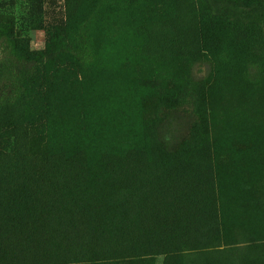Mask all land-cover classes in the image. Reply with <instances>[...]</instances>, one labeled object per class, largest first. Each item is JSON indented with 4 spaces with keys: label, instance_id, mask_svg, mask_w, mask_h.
<instances>
[{
    "label": "rangeland",
    "instance_id": "374dc122",
    "mask_svg": "<svg viewBox=\"0 0 264 264\" xmlns=\"http://www.w3.org/2000/svg\"><path fill=\"white\" fill-rule=\"evenodd\" d=\"M65 1L0 0L13 36L39 54L17 62L0 36V103L24 93L28 108L43 112L35 126L17 110L13 129L0 121V264H264L261 249L250 254L256 259L245 256L264 243L263 14L242 5L226 13L238 37L246 26L258 32L242 63L231 59L237 54L214 55L213 40L193 43L190 11L221 13L228 0H148V11L134 12L125 3L141 0H103L120 14L106 11L85 71L98 72L101 54L117 44L131 57L117 51L126 63L109 75L123 86L95 114L88 106L96 79L57 99L46 90L56 74L44 79L40 71L46 31L65 18ZM147 16L150 30L140 36L135 29ZM70 152L76 156L59 160ZM74 181L73 207L44 202L74 191ZM183 243L197 249L184 252ZM78 246L89 253L75 254Z\"/></svg>",
    "mask_w": 264,
    "mask_h": 264
},
{
    "label": "trees",
    "instance_id": "16d2710c",
    "mask_svg": "<svg viewBox=\"0 0 264 264\" xmlns=\"http://www.w3.org/2000/svg\"><path fill=\"white\" fill-rule=\"evenodd\" d=\"M66 1L65 6L67 8L65 9V18L46 31V43L44 45V49L40 52V54H42L41 57H44L45 61L43 68L40 71L44 74L42 75L44 79H47L48 76H52L53 73L56 74L57 79H59L58 82L51 87L46 86V90L47 93L54 95L57 99L62 97L63 92L72 89V86H81V80L85 79L86 81L87 76L89 78L92 77L93 79H96L92 80L94 86H91V92L94 91L96 101L93 103L94 107L89 105L88 109L90 111L94 110L95 114H100L108 108L109 102L106 99L107 96L110 97L112 94H114L115 89L123 86L117 85L116 82H112V79L109 75L110 69L119 66L122 64V62H125L123 61L124 59L127 62L129 60L128 56H130V54L128 55L125 46L121 48L119 44L115 45L116 43H114L113 45L115 46H113L111 50L107 49L109 51L107 56L101 54L105 64H97L96 70H98V72L92 71V74L90 72L86 73L85 71V56H90L91 54L89 53L92 48H95L99 45V34L101 30H103V22L106 11H108L113 16H116L117 14H120V10L115 9L114 6H105L103 0H74L72 2L71 8ZM228 1H230V6L223 9L221 13L218 12L214 15H211L208 10L201 7L197 10H192V12L190 11V16H193V25L191 28L194 30V34H192L193 43L196 48H199L200 45H202L204 48H207V43L210 40H213L214 45H217L214 55L216 53L217 56H220V54L224 53L228 55L229 53L237 54L236 57L231 59L243 63L244 56L247 54V46L251 44V39L257 37L258 32H256V29L250 27V30L249 26H246V37H238L236 34L238 33L239 28L235 25L236 23H231L228 19L229 16L232 15L233 11H237L239 9L240 5L248 9L247 13L257 12L258 15L263 14L264 16V0H241L240 4V0ZM147 5L148 0H141L139 4L133 6L125 3L124 8H126L127 11L132 10V12H134L135 9L139 11H142L143 9L148 11ZM227 12L229 16L226 14ZM171 17L173 20V16ZM141 23L142 24H137L138 26L135 29L140 36L146 35L150 30L151 22L149 21V16H147V18ZM182 29L183 28L179 29L176 26L175 32L180 33ZM207 35L208 37L205 39L204 37ZM0 36L8 41L10 50L12 52L11 55L16 59L17 62L33 63L35 62L34 56H39V54L35 55L37 53L29 51L27 49L26 43L13 36L11 19L1 15ZM147 44L148 47L150 42ZM118 50H120V52L125 55L123 60H120L121 57L116 54ZM207 50L208 56H212L213 52L209 51L211 49ZM55 61L58 62L57 65H54ZM36 73L37 72H35L33 75H37ZM130 83L131 80L129 81V84ZM24 85L25 84H23V86ZM16 98H12L9 101L0 103V121L9 120V128L13 129L16 127L14 117L15 110H17L19 117L26 123V127L35 126V122L38 123V118H41V114L43 112L39 111L36 106L32 110L29 109L28 106H30L32 102L29 101V96L25 95L24 93L22 95H16ZM59 106L60 101L56 100L51 109L56 107L58 108ZM46 108L47 110H50L49 103L46 104ZM33 121L35 122L33 123ZM151 126H153V123L147 124L145 126L148 143L152 142L150 132ZM59 151V149H56L54 153ZM74 156H76V153L70 152L69 155L59 154L58 158H61L59 160H64L63 158L66 157L72 159ZM74 174L75 176H80L82 175V172H79L77 169ZM71 186H73L74 191L71 189H66L64 193H57L56 195L54 194V196L48 194L44 202L56 208L64 209V207H73V203L75 202V197L73 194L74 192L79 193V191L75 190L79 186L77 183H75V181ZM91 229L92 234L94 235L95 229ZM193 244H195V242ZM88 247L90 246H78L77 252L75 249L73 252L75 254L77 253L78 255H80V251L84 252V254H87L89 253ZM181 247L182 251L184 252L194 251L197 249V246L192 245V243H183ZM246 249H248V252L245 255L246 258H250L251 260L256 259L254 255L250 256V254L255 253L256 249H261L264 251V243H260L257 246L251 245ZM233 251H236V249ZM85 261L87 260H81L82 263H85Z\"/></svg>",
    "mask_w": 264,
    "mask_h": 264
}]
</instances>
